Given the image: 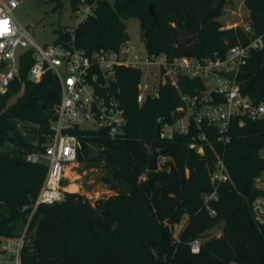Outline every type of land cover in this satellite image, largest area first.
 I'll list each match as a JSON object with an SVG mask.
<instances>
[{
    "label": "trees",
    "instance_id": "obj_1",
    "mask_svg": "<svg viewBox=\"0 0 264 264\" xmlns=\"http://www.w3.org/2000/svg\"><path fill=\"white\" fill-rule=\"evenodd\" d=\"M229 1L83 0L95 9L74 28L75 44L88 53L115 50L128 40L125 22L135 18L149 55L223 58L230 47L264 35V0L243 2L251 32L241 27L222 30L219 17ZM68 2L73 12L81 5V0ZM69 37L68 30L59 31L56 41ZM30 64L21 62L23 87L13 81L0 95V241L19 237L32 212L22 264H264V227L256 225L250 211L251 200L260 194L254 179L264 170V159L258 155L264 148V120L233 119L229 142L222 145L209 137L211 146L204 144L203 156L188 147L195 128L189 135L161 142L155 136L157 121H170L181 104L180 94L203 90L202 80L179 76L177 87L166 83L157 99L138 105L141 72L119 67L116 78L127 117L124 133L115 138L104 131L79 134L84 165L101 164L102 180L114 194L92 203L67 192L61 202L33 210L48 167L27 162L26 155L39 150L48 136L61 90L51 72L39 83L26 81ZM237 80L251 100L264 97V38L263 47L251 50L239 68ZM143 143L164 149L169 162L148 171ZM215 153L223 158L230 181L215 188V200L204 202L214 190L209 170ZM117 181L133 191L125 193ZM218 224L219 236L202 240ZM196 239L200 250L193 254L190 243Z\"/></svg>",
    "mask_w": 264,
    "mask_h": 264
},
{
    "label": "built area",
    "instance_id": "obj_2",
    "mask_svg": "<svg viewBox=\"0 0 264 264\" xmlns=\"http://www.w3.org/2000/svg\"><path fill=\"white\" fill-rule=\"evenodd\" d=\"M18 7V0H0V95L8 91L13 81H19L23 87L20 66L21 62L28 61L31 64L25 71L26 81L39 83L45 73L51 72L59 80L61 90L60 99L52 108L48 136L39 144V150L26 155L27 162L45 163L48 167L33 210L40 204L64 200L67 193L63 185L65 171L78 163L81 132L104 131L111 138L124 133L127 117L116 78L119 67L141 72L136 94L138 105L148 98L157 99L160 88L166 83L177 87L179 76L202 80L203 90L194 95L180 94L181 104L172 112L170 121L161 122L157 138L161 142L170 141L175 135H189L195 128L188 147L203 156L204 144L211 146L209 137L222 145L229 142L233 119L240 123L244 119L264 120V97L258 102L251 100L242 94L237 80L239 68L245 64L251 50L263 47L264 35L252 38L247 45L230 47L223 58L169 59L165 54L149 55L145 47L142 54L128 40L115 50L100 49L88 53L77 48L74 29L68 30L70 37L67 40L39 45L33 38L32 26L22 25L15 17L14 11ZM94 9L95 5H83L81 0L77 25L92 15ZM243 28L247 33L251 32L248 25ZM162 150L156 147V151ZM258 155L264 159V148ZM169 160L166 153L158 155L157 170ZM209 180L214 190L204 196V202L215 200V188L230 181L218 153L210 166ZM254 188L260 194L251 200L250 211L261 228L264 227V170L254 179ZM31 214L19 237L0 241V256L5 257L0 259V264H22L21 253ZM200 244L198 239L191 242V253L197 254Z\"/></svg>",
    "mask_w": 264,
    "mask_h": 264
},
{
    "label": "rangeland",
    "instance_id": "obj_3",
    "mask_svg": "<svg viewBox=\"0 0 264 264\" xmlns=\"http://www.w3.org/2000/svg\"><path fill=\"white\" fill-rule=\"evenodd\" d=\"M18 1L19 7L14 11V15L22 25L32 26L33 38L39 45L52 44L59 31L64 32L77 27L80 13L71 10L68 0ZM243 2L244 0H230L225 6L219 17L222 30L243 28L247 24V13ZM125 25L128 42L143 54L144 46L138 20L131 18L125 22ZM225 41L228 42L226 37ZM103 176L104 170L101 164L86 167L84 162H78L66 169L63 185L67 192L79 193L94 203L98 199L114 194V191L102 180ZM70 186L72 190L69 189ZM221 229L222 224L214 226L204 234L202 240L219 236ZM4 258L0 256V259Z\"/></svg>",
    "mask_w": 264,
    "mask_h": 264
},
{
    "label": "water",
    "instance_id": "obj_4",
    "mask_svg": "<svg viewBox=\"0 0 264 264\" xmlns=\"http://www.w3.org/2000/svg\"><path fill=\"white\" fill-rule=\"evenodd\" d=\"M149 13L154 17V19H156V16L154 14V10H153L152 6H149ZM160 124H161V122H160V120H158L157 125H156V132H155L156 138L159 137ZM143 148H144L146 156H147V170L152 171V172L157 171V169H158L157 157H158V155L165 154L166 151L165 150H162L160 152L156 151V145L155 144L148 145L146 143H143ZM77 159H78V162H83V156H82V153L80 150L78 151ZM116 185L119 189L123 190L127 194H130L133 191V187L128 185L124 181H117Z\"/></svg>",
    "mask_w": 264,
    "mask_h": 264
},
{
    "label": "bare ground",
    "instance_id": "obj_5",
    "mask_svg": "<svg viewBox=\"0 0 264 264\" xmlns=\"http://www.w3.org/2000/svg\"><path fill=\"white\" fill-rule=\"evenodd\" d=\"M71 188V186L69 187V189ZM70 190H72V189H70Z\"/></svg>",
    "mask_w": 264,
    "mask_h": 264
},
{
    "label": "snow or ice",
    "instance_id": "obj_6",
    "mask_svg": "<svg viewBox=\"0 0 264 264\" xmlns=\"http://www.w3.org/2000/svg\"><path fill=\"white\" fill-rule=\"evenodd\" d=\"M3 23H5V24H6L7 22L5 21V22H3Z\"/></svg>",
    "mask_w": 264,
    "mask_h": 264
}]
</instances>
